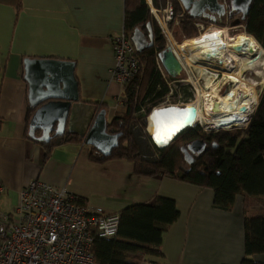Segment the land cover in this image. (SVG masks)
<instances>
[{"label":"crops","instance_id":"0c3cea01","mask_svg":"<svg viewBox=\"0 0 264 264\" xmlns=\"http://www.w3.org/2000/svg\"><path fill=\"white\" fill-rule=\"evenodd\" d=\"M16 6L17 0H0V213L13 211L18 192L32 179L66 188L107 214L166 197L175 202L179 217L163 234L162 257L140 264H240L244 210L247 216L259 210L253 203L245 207L242 196L224 211L213 206L211 189L167 176H136L124 160L90 161L89 146L79 137L82 143L55 146L46 159L42 147L30 140L35 109L26 122L23 57L74 62L79 100L105 110V121L123 111L121 87L111 80V38L123 28L124 0H21V8ZM174 36L166 45L175 50ZM32 132L39 138L41 126ZM253 259L264 264V254Z\"/></svg>","mask_w":264,"mask_h":264},{"label":"trees","instance_id":"16d2710c","mask_svg":"<svg viewBox=\"0 0 264 264\" xmlns=\"http://www.w3.org/2000/svg\"><path fill=\"white\" fill-rule=\"evenodd\" d=\"M168 1L173 10L169 26L178 19L175 28L178 32L174 36L177 43L197 36V29L192 22L219 28L226 27V23L231 22V25H243L246 34L240 35L251 36L264 51V0H251L245 16L238 11H228L215 20L191 19L187 11L182 9L179 0ZM166 2L167 0H151L152 6L158 10L164 9ZM229 2L230 0H225L227 5ZM16 7L21 8V0H17ZM147 23L153 34V45L136 52L138 71L122 87L120 95L124 103L123 111L106 121L105 125L107 133L119 134L118 145L107 157L89 147L88 159L94 163L124 160L132 163L136 176H167L201 189H211L214 195L213 206L224 211L232 208L237 196L243 197L245 207L246 203L260 205L254 215L247 216L246 209L244 210V255L240 264H262L256 262L253 256L264 254V87L244 128L206 132L194 126L178 133L167 146H156L150 138H145L142 131L150 109L158 106L167 93L155 63L157 54L165 48L166 40L145 0H124L125 34L130 37L136 28L146 34ZM211 31L209 29L204 33ZM183 76L184 73H181L175 79ZM165 77L172 80L166 74ZM184 99L187 100L188 96L185 95ZM147 100L149 105L146 108ZM32 113L33 108L28 107L26 122L30 120ZM30 140L42 147L44 159L55 146L82 143L75 135L67 132L54 135L53 131L48 142L34 138ZM186 143L205 146L191 158V162H187L181 150L182 147H187ZM78 202L85 205L82 199ZM119 216L115 237L110 240L96 239L93 242L91 252L94 264H140L149 257H162L158 248L163 234L178 219L179 212L172 199L156 196L153 204L126 206L119 212Z\"/></svg>","mask_w":264,"mask_h":264},{"label":"built area","instance_id":"2783aa9c","mask_svg":"<svg viewBox=\"0 0 264 264\" xmlns=\"http://www.w3.org/2000/svg\"><path fill=\"white\" fill-rule=\"evenodd\" d=\"M219 1L227 8L225 0ZM147 5L168 43L170 36L172 38L175 35L178 24L176 19L172 26H169L173 19L172 4L167 0L166 7L161 10L154 8L150 0ZM192 25L196 27L197 33L208 27L197 22H192ZM233 26H239L238 31L242 30L245 33L243 25ZM222 28L226 29L229 35L227 27ZM232 38L234 37L229 39ZM111 45L113 54L111 80L119 85L122 91V87L138 71V58L123 28L111 38ZM172 50L174 52L173 48ZM176 57L184 76L172 80H167L158 57L155 58L157 71L167 88V93L158 106L182 108L192 101L189 93H192L193 99L195 96L194 86L189 79L192 78L200 86L199 76L194 79L192 68L177 55ZM220 77L221 74L217 73L211 82L220 80L223 82ZM185 95L188 96L187 100L184 99ZM119 100L118 106H124L120 96ZM199 125H201L199 119L194 121V126ZM79 199L66 188L54 187L39 179L28 181L18 192L13 211L0 213V264H94L91 252L93 242L96 239H113L117 233L120 216L119 213L107 214L101 209L93 210L86 204L81 205Z\"/></svg>","mask_w":264,"mask_h":264},{"label":"water","instance_id":"95a60500","mask_svg":"<svg viewBox=\"0 0 264 264\" xmlns=\"http://www.w3.org/2000/svg\"><path fill=\"white\" fill-rule=\"evenodd\" d=\"M179 1L191 19L208 18L210 15H217L219 18L228 11H238L245 16L251 2V0H230L227 11L219 0ZM129 39L136 52L150 48L153 45V34L149 23H147L146 34L136 28ZM157 57L164 72L170 78L175 79L182 73L181 64L170 46H165ZM74 67V62L56 58H24L22 60V78L27 85L28 105L35 109L32 123L30 122L32 128L29 136L35 138L32 129L37 125H40L42 130L41 136L37 138L38 141L48 142L51 130L54 135L67 132L83 139L85 145L94 148L101 156L107 157L118 145L119 134L106 132L105 110H97L95 105L79 100ZM213 105L214 110L218 109L216 101ZM185 107H177L178 111L186 110L184 126L173 133L169 139L156 140L149 134V138L156 146H167L178 133L194 127L191 125L195 121L196 109L193 106ZM241 109L244 110V108ZM40 118L43 122H40ZM147 122L148 117L144 123L147 124ZM181 150L185 159L191 158V154L185 147Z\"/></svg>","mask_w":264,"mask_h":264},{"label":"bare ground","instance_id":"6f19581e","mask_svg":"<svg viewBox=\"0 0 264 264\" xmlns=\"http://www.w3.org/2000/svg\"><path fill=\"white\" fill-rule=\"evenodd\" d=\"M225 32L226 29L212 30L209 33L201 32L198 35L197 45L202 47L196 50L194 49L196 45L187 50L174 45L175 55L191 67L196 76H199L198 80L203 82L202 86H198L195 80L189 79V82L194 86L195 96L182 108L193 106L196 109L195 122L199 119L205 124L220 128L237 126L241 121L249 118L258 103L259 95L256 88L264 86V51L259 44L251 36L240 35L241 33L232 39L223 37ZM201 36H209L214 39H206ZM221 39H225V41ZM231 42L233 43L231 44ZM233 63L236 64L234 70ZM209 68L213 69L214 74L209 71ZM250 70L257 71L263 76L259 80L258 77L257 81L251 84L243 77V73ZM217 73L223 76L221 79L224 84L228 83L229 85L228 90L223 94L218 93L217 82L215 85H213L214 82H211ZM215 101L218 104V109L213 111ZM166 107L170 106L153 107L148 115L146 130L156 140L169 139L185 123V109L178 111V106H171L169 109Z\"/></svg>","mask_w":264,"mask_h":264},{"label":"rangeland","instance_id":"374dc122","mask_svg":"<svg viewBox=\"0 0 264 264\" xmlns=\"http://www.w3.org/2000/svg\"><path fill=\"white\" fill-rule=\"evenodd\" d=\"M146 1V0H145ZM232 23L231 22H227L226 23V27H227V29H228V33H229V35L227 34V32H225V34L223 35V37H225L226 36V38H230V37H235V36H237V35H239L240 33H244L242 30L241 31H238L239 29H240V27L239 26H233V25H231ZM215 28H218V29H224V28H219V27H216V26H208V27H206V28H204L203 29V31L201 30V32H204V31H206V30H209V29H211V30H213V29H215ZM215 31V30H214ZM200 32V33H201ZM200 33H198L197 34V37L195 36L194 38H189V39H185V40H183L180 44L179 43H175V46H177V47H180L181 49H183V50H187V49H192L191 47H194L195 45H196V43L198 42V35L200 34ZM212 37H215V36H212ZM210 38V37H209ZM252 38V37H251ZM170 39H171V36H170ZM221 40H223V39H221ZM228 40V39H227ZM223 41H225V39L223 40ZM256 41V40H255ZM198 44V43H197ZM199 47H202V46H200V45H196L195 47H194V49L196 50L197 48H199ZM262 49V48H261ZM213 58V57H212ZM214 59H216L215 57H214ZM236 64L235 63H233V65H232V67H233V70L234 69H236V66H235ZM213 69H211V68H209V71L211 72V73H213L214 74V72L212 71ZM192 71V73H193V78L195 79L197 76H196V73L193 71V70H191ZM235 73H236V71H235ZM263 76V74L261 75V74H259V72H257V71H255V72H251V71H246V72H244V74H243V77H245L246 79H247V82H250L251 84H252V82H256L257 81V78H258V80L260 79V77H262ZM186 77V76H185ZM223 77V76H222ZM222 77H220V78H222ZM212 82H214V81H212ZM217 82V83H216ZM198 83H199V85L200 86H202L203 85V83L201 82V81H198ZM215 83H216V85H217V89L219 90L218 91V93L220 92L221 94H223V93H225L227 90H228V88H229V85H228V83H226V84H224V82H221V80H220V82L219 81H215L214 82V84L213 85H215ZM263 87L264 86H258L257 88H256V91L258 92V95L261 93V91H262V89H263ZM261 88V89H260ZM190 94V96H191V98L190 99H192L193 100V97H192V93H189ZM148 105H149V103H148V100L146 101V104H145V106H146V108L148 107ZM255 108H256V106H255ZM153 109V108H152ZM213 111H214V109H213ZM253 113V112H252ZM146 119V118H145ZM248 119L249 118H247L246 120H243V121H241L237 126H234V127H231V126H226V127H223V128H220V127H214V126H210V125H208V124H205V123H203V121H201V125H199L198 127L199 128H201L203 131H206V132H208V131H210V130H212V131H216V130H213V129H221V130H233V129H239V128H244V126H246V125H244V124H247L248 123ZM241 125H243V126H241ZM192 126H194V124L192 125ZM194 128V127H193ZM210 128V129H209ZM211 128H213V129H211ZM143 134H145V138L146 139H148L149 138V133L147 132V130H146V124L144 123V127H143ZM151 135V134H150ZM252 204V203H251ZM258 208H260L261 206L260 205H258V204H255ZM260 206V207H259ZM256 207V208H257Z\"/></svg>","mask_w":264,"mask_h":264},{"label":"flooded vegetation","instance_id":"af4514ba","mask_svg":"<svg viewBox=\"0 0 264 264\" xmlns=\"http://www.w3.org/2000/svg\"><path fill=\"white\" fill-rule=\"evenodd\" d=\"M204 19H207V20H215V19H218V16L217 15H210L208 18H204ZM252 73L254 71L250 70ZM186 149L188 151L189 154H191V158L192 157H195L199 152H201L203 150V148L205 147L204 145H201V146H197V145H194V144H191V143H186ZM191 158L187 159V162L191 161Z\"/></svg>","mask_w":264,"mask_h":264},{"label":"clouds","instance_id":"9594fccd","mask_svg":"<svg viewBox=\"0 0 264 264\" xmlns=\"http://www.w3.org/2000/svg\"><path fill=\"white\" fill-rule=\"evenodd\" d=\"M151 1V0H150ZM147 3V2H146ZM221 3V2H220ZM227 11H228V5H227ZM210 26V25H209ZM214 26V25H213Z\"/></svg>","mask_w":264,"mask_h":264}]
</instances>
